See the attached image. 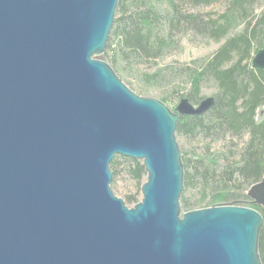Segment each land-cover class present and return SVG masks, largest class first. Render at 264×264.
<instances>
[{
	"label": "water",
	"instance_id": "95a60500",
	"mask_svg": "<svg viewBox=\"0 0 264 264\" xmlns=\"http://www.w3.org/2000/svg\"><path fill=\"white\" fill-rule=\"evenodd\" d=\"M120 0H0V264H262L263 215L184 212L179 115L103 60ZM264 70V47L252 59ZM142 161V200L111 188ZM248 195L264 207V178Z\"/></svg>",
	"mask_w": 264,
	"mask_h": 264
},
{
	"label": "trees",
	"instance_id": "16d2710c",
	"mask_svg": "<svg viewBox=\"0 0 264 264\" xmlns=\"http://www.w3.org/2000/svg\"><path fill=\"white\" fill-rule=\"evenodd\" d=\"M217 4L224 6L216 16L204 12ZM240 26L239 32L229 37ZM262 35L264 0L119 2L104 51L113 69L118 73L132 71L147 85L172 83V97L162 100L173 99L176 112L185 104L198 107L212 98L199 114L179 115L177 135L207 142L200 151L182 152L184 188L180 204L184 211L236 204L249 206L264 217V208L251 202L245 192L264 178V117L260 121L256 117L264 106V70L252 66L253 47L257 44L258 50L263 46ZM191 36L225 42L210 58L199 62L157 63L171 55L183 38ZM144 66L153 69L145 71ZM210 83L215 92L205 98L203 88ZM218 143L225 150L213 151L212 145ZM110 169L112 184L125 173L139 188L146 176L141 162L121 155L114 158ZM125 202L136 204L138 200L128 196ZM258 251L264 264V223Z\"/></svg>",
	"mask_w": 264,
	"mask_h": 264
},
{
	"label": "rangeland",
	"instance_id": "374dc122",
	"mask_svg": "<svg viewBox=\"0 0 264 264\" xmlns=\"http://www.w3.org/2000/svg\"><path fill=\"white\" fill-rule=\"evenodd\" d=\"M223 6H224L223 4H217L216 6L206 8L204 10V12H207L208 14H212V15L216 16V14H218L222 11ZM240 28H241V26L239 28L233 30L232 31L233 34H229V37L234 35V33L239 32ZM263 36L264 35L260 36L259 39L261 40V37H263ZM262 40L264 41V37L262 38ZM224 42H225V39H221L220 41H216V40L208 38V37H205V38L192 37V36L191 37H185L182 39L180 46L177 49H175L171 53V55L169 54V56L167 58L160 60L157 63H159L161 65V64H171L172 62H176V63L179 62V64L199 62V61L210 58L218 50V48L222 44H224ZM257 47H258L257 44H255V46L253 47L254 55L256 54V52L258 50H260L264 47V44L258 50H256ZM254 55H253V57H254ZM93 57H96L98 59L103 60L113 69V67L105 59L104 53L95 55ZM153 67H155V65H153ZM153 67L151 68L150 66H144L143 69L145 71H150L153 69ZM113 70L116 73V75L121 79V81L129 89H131L134 93H136L137 95H139L141 97L157 99V100L161 101L162 103H164L169 108V110L175 111V109L173 107L175 104L173 99H171L169 102H165L162 100V98L165 96H171L172 97V95H173L172 94L173 89H171L172 83L171 84H165V85H161V84L160 85H156V84L155 85L154 84H148L147 85V84H144L143 82H141L140 79L135 77L133 75V73H131L132 71L127 70V71H120L118 73L115 71V69H113ZM180 84L181 83H177V85H180ZM180 86H182V85H180ZM214 92H215V87H213L212 83L208 84L207 86H205L203 88V96L205 98L212 97ZM256 117H257V121H260L263 119V117H264V106L258 109ZM176 139H177L179 148L181 150V154H182V152H191L193 149H197L198 151H200L207 144L206 141L191 140L187 137L179 136V135H177V133H176ZM245 139H246V136L244 137L242 142ZM222 146H223L222 143L213 144L212 150L213 151H222L223 148L225 150V147L224 146L222 147ZM117 156L118 155H116V157ZM139 162L142 163V161H139ZM182 162H183V160H182ZM146 180H147V174H146V176H143V183ZM143 183L138 188L136 183L133 180H130L125 175V173H122V175L120 177H118V179L116 180L115 184L111 183V188H112L115 196L122 198L124 201H127L128 196H135L136 200H138V202H139L142 200L141 186L143 185ZM251 186H253V184ZM251 186L247 187L245 189V192H246L247 196L250 198L251 202L254 203L253 198H251L248 195V192H249V189L251 188ZM137 188H138V190H137ZM125 204L129 208L134 207V205H135V204L129 203V202H125ZM256 205H258V204H256ZM239 206H241V205H239ZM244 207H249V206L244 205ZM261 207L264 208L263 206H261ZM205 208H208V207H205ZM249 208H251V207H249ZM184 212H187V211H184L181 207V216Z\"/></svg>",
	"mask_w": 264,
	"mask_h": 264
},
{
	"label": "bare ground",
	"instance_id": "6f19581e",
	"mask_svg": "<svg viewBox=\"0 0 264 264\" xmlns=\"http://www.w3.org/2000/svg\"><path fill=\"white\" fill-rule=\"evenodd\" d=\"M116 37H117V36H116ZM116 37H115V38H116ZM179 125H180V124H179ZM192 160H193V159H192Z\"/></svg>",
	"mask_w": 264,
	"mask_h": 264
}]
</instances>
